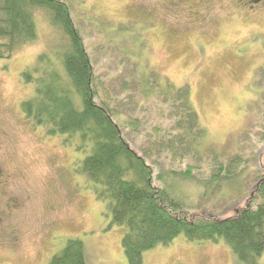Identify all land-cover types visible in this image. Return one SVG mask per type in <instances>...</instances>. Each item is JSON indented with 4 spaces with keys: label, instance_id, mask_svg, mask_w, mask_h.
Listing matches in <instances>:
<instances>
[{
    "label": "rangeland",
    "instance_id": "374dc122",
    "mask_svg": "<svg viewBox=\"0 0 264 264\" xmlns=\"http://www.w3.org/2000/svg\"><path fill=\"white\" fill-rule=\"evenodd\" d=\"M61 1L83 36L99 95L104 97L106 91L117 98L127 123L131 118L140 121L139 136L126 135L129 140L146 146L152 128L167 130L171 125L156 97L141 98L137 93L132 99V91H122L133 86V68L139 79L154 71L176 88L188 86L209 142L228 148L230 156L239 154L247 173L219 184L163 179L171 196L190 214L217 219L235 215L250 198L252 175L264 170V72L257 78L260 89L254 83V75L264 68L261 9L252 15L233 5L213 8L209 19L194 23L186 12L175 15L163 9L159 0ZM43 18V13L37 14L34 44L0 60V163L7 166L13 184L0 190V197L3 204L16 201L8 210L1 207L0 264H49L73 239L82 242L86 264H127L120 244L123 229L111 225L92 185L75 172L83 156L65 147L63 137H48L44 129L34 128L20 111L21 103L33 94L21 73L33 68L51 39L55 43L61 39ZM143 90L147 91L145 84ZM170 165L176 171L184 169ZM143 264L240 263L221 241L195 244L178 237L169 247L146 252ZM259 264H264V254Z\"/></svg>",
    "mask_w": 264,
    "mask_h": 264
},
{
    "label": "trees",
    "instance_id": "16d2710c",
    "mask_svg": "<svg viewBox=\"0 0 264 264\" xmlns=\"http://www.w3.org/2000/svg\"><path fill=\"white\" fill-rule=\"evenodd\" d=\"M40 12L61 39L58 43L51 39L47 52L35 58V75L32 69L21 73L33 94L21 103L20 111L34 128L44 129L48 137H63L65 147L83 156L75 172L92 185L111 225L123 229L120 244L127 264H143L146 252L169 247L178 237L195 244L221 241L240 264H259L264 254V170L252 175L250 198L233 216L217 219L183 210L164 177L233 182L247 173L245 160L209 142L188 86L176 88L154 71L139 79L133 68V86L122 91H132V99L137 93L141 98L156 97L171 125L167 130L152 128L146 146L129 140L126 135L139 136L140 121L131 118L127 123L121 102L106 91L104 97L99 95L83 36L64 1L0 0V60L11 59L38 40ZM263 72L258 69L254 83ZM257 83L260 89L261 81ZM174 163L184 169L173 170ZM204 174L208 177L200 178ZM49 264H86L82 242L68 240Z\"/></svg>",
    "mask_w": 264,
    "mask_h": 264
},
{
    "label": "flooded vegetation",
    "instance_id": "af4514ba",
    "mask_svg": "<svg viewBox=\"0 0 264 264\" xmlns=\"http://www.w3.org/2000/svg\"><path fill=\"white\" fill-rule=\"evenodd\" d=\"M162 1L165 6L163 9H168L169 11L176 13L175 15L183 14L180 12H186L188 15L187 19L191 21L194 20V23L209 19L213 8L226 10L231 7V5L247 11L250 10L252 15H257L258 9H261V12L264 13V0H159L158 3L160 6ZM223 7H226V9ZM16 177L17 176L14 178L15 185ZM7 185H12L13 187L7 166L4 163H0V190L7 188ZM2 199L3 196L0 197V215L4 216L1 207L8 210L11 204L16 203V201H8L3 204Z\"/></svg>",
    "mask_w": 264,
    "mask_h": 264
}]
</instances>
